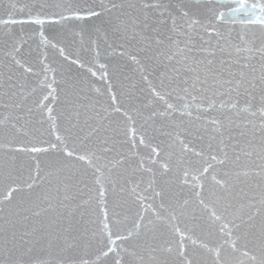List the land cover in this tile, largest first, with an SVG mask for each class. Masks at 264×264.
I'll return each mask as SVG.
<instances>
[{"label":"snow or ice","instance_id":"1","mask_svg":"<svg viewBox=\"0 0 264 264\" xmlns=\"http://www.w3.org/2000/svg\"><path fill=\"white\" fill-rule=\"evenodd\" d=\"M0 264H264V0H0Z\"/></svg>","mask_w":264,"mask_h":264}]
</instances>
